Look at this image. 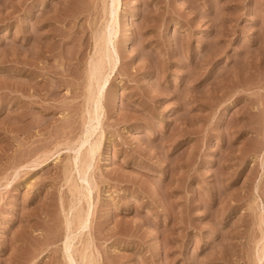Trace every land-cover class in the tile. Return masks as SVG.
<instances>
[{"label": "rangeland", "instance_id": "374dc122", "mask_svg": "<svg viewBox=\"0 0 264 264\" xmlns=\"http://www.w3.org/2000/svg\"><path fill=\"white\" fill-rule=\"evenodd\" d=\"M106 1L0 0V264H264V0H120L96 121Z\"/></svg>", "mask_w": 264, "mask_h": 264}, {"label": "bare ground", "instance_id": "6f19581e", "mask_svg": "<svg viewBox=\"0 0 264 264\" xmlns=\"http://www.w3.org/2000/svg\"><path fill=\"white\" fill-rule=\"evenodd\" d=\"M105 2H107L106 0H105ZM108 3V2H107ZM106 3V4H107ZM105 4V5H106ZM120 6V0H111V4H110V25H109V28H106V30H104V32L101 34V32L103 31H100V33L99 34H101L100 36H99V40L97 39V42L99 41L100 43H101V48H102V53L100 52L99 54H101V57H99L100 59L97 61V60H94L93 61V63H95V64H93V67H92V63L90 64V67H91V70H89V73H91V74H89L90 76H91V80L93 81V86H95L96 88H97V90H95V91H97V94L95 93V95L93 94V93H91L89 90H88V92H87V96L91 93V94H93L94 95V97H95V99L94 100H92L93 98H90L89 96V99H91V101L93 102V103H95L96 104V109H95V111L93 110V112H92V114H93V116H91V119L90 120H96V121H100L99 120V118H100V116H101V113H100V109H102V108H100L101 107V105H99V101H100V97H101V90H103V88H104V85L106 84V82H107V79H108V75H106L104 72H103V63H104V61H106L105 62V64L106 63H108L107 65V67H109L110 68V70L112 71L114 68H115V65H116V58L112 55V53L110 52V50H109V46H111V45H113V43H114V37H115V35H116V32L118 31L117 29V31H115V29H114V27L115 26H117L116 24H117V19H118V10H119V7ZM108 6H106V8H107ZM108 11H109V9H108ZM106 13V12H105ZM108 15H109V13H107ZM106 14V15H107ZM108 17V16H107ZM108 19V18H107ZM108 21V20H107ZM106 23V22H105ZM108 23V22H107ZM104 26H107V25H104ZM118 27V26H117ZM116 27V28H117ZM104 28V27H103ZM102 29V28H101ZM98 33H97V36L96 37H98ZM95 39V40H96ZM98 44V43H97ZM96 48V47H95ZM95 50H100V48H96ZM96 53L95 54H98L97 53V51H95ZM99 52V51H98ZM95 54H94V56H95ZM99 56V55H98ZM94 58V57H93ZM95 58H97L98 59V57L96 56ZM93 60V59H92ZM92 60H91V62H92ZM97 61V62H96ZM105 66V65H104ZM90 67H89V69H90ZM105 68V67H104ZM108 70V69H107ZM106 72V71H105ZM111 73V72H110ZM88 75V76H89ZM89 76V77H90ZM88 77V78H89ZM90 80V81H91ZM90 83V85L92 84L91 82H89ZM94 83H95V85H94ZM89 84H88V86H90ZM95 88H93L92 90H94ZM88 99V103H90L91 101ZM101 99H102V97H101ZM87 103V104H88ZM92 104V103H91ZM91 104H89V106L91 105ZM92 107V106H91ZM90 110H92V108H90ZM90 110H87L88 111V114H89V112H90ZM91 114V113H90ZM100 115V116H99ZM89 117H90V115H89ZM90 120H89V122H90ZM95 121V122H96ZM93 123V122H92ZM91 123V124H92ZM90 124V125H91ZM99 124H100V122H99ZM97 125V124H96ZM99 126V125H98ZM88 127H89V125H88ZM90 128V127H89ZM89 128H88V130H89ZM92 129V128H91ZM94 131H95V129L93 128L92 130H89L88 132H87V134L85 135V141L86 140H88L92 135H93V133H94ZM85 132V133H86ZM84 139V138H83ZM99 140H101V139H99ZM82 141L83 140H81V143H82ZM97 140H95V142H96ZM88 142V141H87ZM86 142V143H87ZM91 142V141H90ZM89 142V144H90V147H91V145L94 143H90ZM98 142V141H97ZM97 142L95 143L96 145H97ZM83 143H85V142H83ZM88 144V143H87ZM89 144L87 145V146H89ZM84 145V144H83ZM96 145H94V146H92L91 147V149L93 148V147H96ZM86 146V147H87ZM78 147V146H77ZM85 147V146H84ZM80 148V146L77 148V149H79ZM97 148H98V146H97ZM87 149H88V147H87ZM92 150H94V148L92 149ZM96 150L97 149H95V151H93V152H96ZM77 151V150H76ZM82 151H84V150H82ZM81 151V152H82ZM86 151H88V150H86ZM85 151V152H86ZM91 150H89V152H90ZM80 152V153H81ZM88 152V153H89ZM76 154V153H75ZM90 155V154H89ZM88 155V156H89ZM91 155H93L94 156V154H91ZM90 155V156H91ZM76 156V155H75ZM77 156H78V154H77ZM76 156V157H77ZM79 156H81V155H79ZM83 156V155H82ZM85 156V155H84ZM93 156H92V158H93ZM76 157H75V159H76ZM87 157V156H86ZM79 158H81V157H79ZM88 158V157H87ZM84 159H86V158H84ZM83 159V160H84ZM88 159H90V158H88ZM94 159V158H93ZM92 159V160H93ZM78 160V159H77ZM80 160H82V158L80 159ZM80 160L79 161H77V162H80ZM85 161V160H84ZM82 162V161H81ZM86 162V161H85ZM88 162V161H87ZM86 162V163H87ZM89 162H91V161H89ZM88 162V163H89ZM76 163V162H75ZM82 163H84V162H82ZM78 164V163H77ZM82 165H84V164H82ZM88 165V164H87ZM90 166H91V164H89ZM79 166H81V165H79ZM78 166V167H79ZM78 167H76V168H78ZM82 167V166H81ZM84 168V167H83ZM83 168H81V169H83ZM88 168V167H87ZM91 168H92V166H91ZM90 168V169H91ZM80 169V170H81ZM89 169V170H90ZM84 170H86V167L84 168ZM80 172V171H79ZM79 172H77L78 174H80ZM81 172H87V170L86 171H83V170H81ZM86 174V173H85ZM81 175V174H80ZM88 175V174H87ZM84 176V173L82 174V177ZM81 177V176H80ZM87 177V176H86ZM86 179V178H85ZM90 179V178H89ZM82 180V179H81ZM63 182V181H62ZM65 184V183H64ZM75 185V184H74ZM88 185H89V183H88ZM76 187L78 186V185H75ZM74 186V188H75V190H76V187ZM80 186V185H79ZM82 186H87V185H82ZM90 186V185H89ZM91 187V186H90ZM89 187V188H90ZM81 188V187H80ZM73 190V189H72ZM78 190V189H77ZM76 190V191H77ZM80 190H82V188L80 189ZM83 190H84V188H83ZM88 191H89V189H88ZM87 191V192H88ZM73 192H74V190H73ZM78 192H79V190H78ZM82 192V194H86V193H83V191H81ZM80 192V193H81ZM84 192H86V191H84ZM75 193V192H74ZM77 193V192H76ZM79 193V194H80ZM88 193H90V191L88 192ZM71 194H73V193H71ZM78 194V195H79ZM81 194V195H82ZM74 196H73V198L76 196L75 194H73ZM77 195V196H78ZM81 195H79V197L78 198H80V197H82ZM89 195V194H88ZM87 195V196H88ZM84 197H86V195L84 196L83 195V198ZM78 198H76V199H78ZM87 198V197H86ZM76 199H74V200H76ZM81 199V198H80ZM89 199V198H88ZM79 201V199L77 200V202ZM85 201V200H84ZM73 203V202H72ZM72 203H71V205H72ZM78 205H81L80 206V208L82 207V204L80 203H77ZM70 205V206H71ZM73 207H74V205H72ZM76 207H78V206H76ZM75 207V208H76ZM69 208H71V207H69ZM71 210V209H70ZM69 210V211H70ZM77 211H78V209H76ZM81 210H83V207H82V209ZM80 210V211H81ZM72 211H73V209H72ZM79 211V212H80ZM71 212V211H70ZM74 212V211H73ZM76 212V211H75ZM79 212H77V213H79ZM83 212H84V214H85V210H83V211H81V213L83 214ZM68 215H69V213H67ZM82 214H77L78 216L77 217H75L74 218V216H71L72 215V213H71V215H70V217L68 218V216L66 215V217H67V221L69 222V219H72V218H74L77 222H76V225L78 226V229H81V228H86L87 229V225H88V223H87V217L85 216H82ZM74 215V214H73ZM72 217V218H71ZM90 218V217H89ZM75 220H74V222H75ZM73 221V220H72ZM72 221H71V223H72ZM68 222H67V224H68ZM73 222V223H74ZM87 224V225H86ZM70 225V224H69ZM71 226H72V224H71ZM74 227H75V225H73ZM73 226H72V228H73ZM87 226V227H86ZM68 227V226H67ZM71 228V229H72ZM73 229H76V231H77V227L76 228H73ZM72 229V230H73ZM68 230V229H67ZM72 230H70V233H72L73 231ZM80 231V230H79ZM68 232V231H67ZM81 232H82V229H81ZM79 233V232H78ZM75 235V234H74ZM83 235V234H82ZM77 237V236H76ZM81 237V236H80ZM66 238V237H65ZM75 237L74 236H68L67 237V239L65 240L66 242H65V244H63V245H65L64 246V249H65V253L67 254V256H68V258H69V260L72 262L73 261V259H75V257L74 258H72V254H71V248H72V242H73V240H75L74 239ZM77 239H78V237H77ZM79 240H82V239H79ZM76 242V240L74 241V243ZM73 243V244H74ZM87 244V243H86ZM81 245V244H80ZM83 246V245H82ZM81 246V247H82ZM84 246H85V244H84ZM78 247V246H77ZM80 247V248H81ZM79 248V249H80ZM74 249V248H73ZM64 252V251H63ZM73 253V252H72ZM77 255V254H76ZM65 256V255H64ZM79 257V256H78ZM83 258V260H84V257H82ZM91 258H93V255H92V257ZM89 259H90V257H89ZM88 259V260H89ZM65 260H67V258L65 259ZM79 260V259H78ZM82 260V261H83ZM87 260V259H86ZM87 260V263H89V261ZM77 261V260H76ZM91 261H94V260H91ZM90 261V263L89 264H91L92 262ZM79 262H81V261H79ZM84 262V261H83ZM95 262V261H94ZM85 263V262H84ZM87 263H85V264H87ZM96 263V262H95ZM66 264V263H65ZM67 264H68V261H67ZM69 264H70V262H69ZM80 264V263H79ZM94 264V263H93ZM97 264V263H96Z\"/></svg>", "mask_w": 264, "mask_h": 264}]
</instances>
